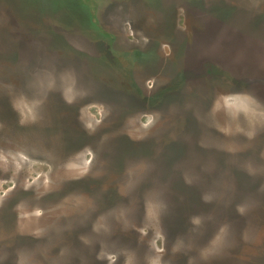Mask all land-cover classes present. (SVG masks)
<instances>
[{"label":"rangeland","instance_id":"374dc122","mask_svg":"<svg viewBox=\"0 0 264 264\" xmlns=\"http://www.w3.org/2000/svg\"><path fill=\"white\" fill-rule=\"evenodd\" d=\"M263 62L264 0H0V264H262Z\"/></svg>","mask_w":264,"mask_h":264},{"label":"trees","instance_id":"16d2710c","mask_svg":"<svg viewBox=\"0 0 264 264\" xmlns=\"http://www.w3.org/2000/svg\"><path fill=\"white\" fill-rule=\"evenodd\" d=\"M189 185H185V186H187V187H190V188H193L194 189V191L197 189V188H199V185H197V183L195 184V183H188ZM203 190V189H202ZM249 190H250V187H249ZM248 190V191H249ZM204 191V190H203ZM252 190H250V192H251ZM192 248H193V246H192ZM71 252L72 251H70V250H67V251H62L61 253H60V255H59V257H60V260H59V262H57V264H60L62 261V263L61 264H70V263H72V260H73V256H74V254H72V255H70L71 254ZM218 253V251L217 250H215V252H213L212 254H210V255H208V257H207V259L206 260H203V261H209L210 263H214V264H221L220 263V259H221V255H218L217 254ZM69 257V258H68ZM68 258V259H67ZM65 259H67V260H65ZM212 259V260H211ZM260 259H262V258H260ZM222 260V259H221ZM258 259H256V261H254V260H251V259H249L247 262H249V261H252L253 263H246V264H260L261 263V261L260 260H258ZM257 262V263H256ZM89 263V262H88ZM87 263V264H88ZM188 263L189 264H192L193 263V260H192V252H191V249H189L188 250ZM16 264H19L18 262L16 263ZM20 264H22V262H20ZM48 264H50V263H48ZM51 264H53V263H51ZM55 264V263H54ZM243 264H245V262L243 263ZM262 264H264V262L262 261Z\"/></svg>","mask_w":264,"mask_h":264},{"label":"water","instance_id":"95a60500","mask_svg":"<svg viewBox=\"0 0 264 264\" xmlns=\"http://www.w3.org/2000/svg\"><path fill=\"white\" fill-rule=\"evenodd\" d=\"M258 67L257 68H255V69H257L256 71H258V70H260V71H263L264 72V62H263V65L262 66H260V65H257ZM252 71V70H251Z\"/></svg>","mask_w":264,"mask_h":264}]
</instances>
